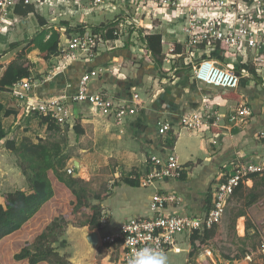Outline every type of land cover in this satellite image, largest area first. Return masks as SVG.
Segmentation results:
<instances>
[{
    "label": "crops",
    "instance_id": "1",
    "mask_svg": "<svg viewBox=\"0 0 264 264\" xmlns=\"http://www.w3.org/2000/svg\"><path fill=\"white\" fill-rule=\"evenodd\" d=\"M130 7L129 9L124 7L123 11L127 10L134 14V10ZM146 7H149L151 11L146 10ZM13 8L14 4L8 5L0 12V24L7 26L8 30H0V76L6 67L15 61L16 51L19 52L24 42L40 29L36 21L31 23V20L35 19L32 16L26 24H23L20 21L21 18L14 14ZM178 9L160 8L149 2L138 5V11L135 14L137 17L145 13L149 14L148 17H144V20H148L150 25L156 27L158 21L156 22L155 19L174 20L173 18L179 15ZM202 12L206 14L204 21L213 16L211 9L202 8ZM36 14H43L50 19L47 11ZM218 14L219 11L216 10L214 16ZM14 21H20V24H15ZM179 21L182 23H174L170 27V34H173V37L170 34L169 36L177 41L176 45L181 46V51L179 53H175L174 50L170 52L167 50L168 46L162 44L165 54L162 68L170 69L164 75L158 73V69L153 66L154 63L148 59V55H145L141 41V48L136 47L135 49L127 39L123 40L124 43L122 39L116 42L122 43V46L116 47L119 49L100 51L94 58L65 62L60 53L69 33L72 32H68L67 27L74 30L77 26L95 27V24L82 23L74 27L61 24L60 30L54 26L60 34L59 51L57 55L51 57L49 62L39 57L38 49H33L27 55L29 59L31 55L33 56V59L29 61L35 64L34 70L39 69L38 73H42L44 69L47 70V75L40 77L43 80L42 83H39L33 91L37 96H55L65 90L72 93L76 90L83 73L98 68L107 69L104 74H100L90 82L89 90H104L110 97L122 102H128L134 93L139 95L140 110L122 125L117 124L111 118L92 113L86 104H71L69 108L73 114V121L60 127V129L66 128L73 133L74 125H79L82 133L75 134L76 137L80 139L87 137L89 144L91 140L92 147L101 156L98 160L101 163L93 161L95 164L90 166L91 170L102 167L109 174L108 190L105 195H102L103 199L100 201L101 230L105 236L114 234L126 219L146 216L149 213L150 197L159 190H172L181 198L178 205L167 206L164 213L200 216L210 208L215 185L222 180L223 174L228 172L236 161L247 159L254 162L264 159V72L257 71L256 66L248 60L247 64L254 67L257 78L261 80L257 86L254 85L253 77L247 70L241 74V78L246 79V86L243 88L237 86L233 90H222L196 81L192 68L202 59V51L199 52L197 48L190 49L186 46V35L183 32L184 22L183 19ZM24 26L27 27L28 32L21 34ZM160 33L151 34H159L161 37ZM12 43L20 45L12 49L10 48ZM203 51L206 53L209 49L204 48ZM221 54L222 57L225 56L228 63H231L230 54L226 51ZM214 60L224 64L217 59ZM122 61L133 63L134 66L122 67ZM243 63L237 59L232 64ZM177 70H180V73L174 74ZM31 74L33 73L30 69V76ZM229 92L236 96L227 95ZM3 94L7 95V99H11L8 105L5 103L7 99L3 100L5 97ZM0 102L4 109L14 110V113L7 117L0 113V122L7 132L5 121L11 122L13 119L18 121L19 113L15 107H19L21 115L22 113L25 115V112L21 103L11 97L9 90L0 92ZM205 103L209 104L208 109L211 113L217 114L216 125L197 130H188L180 126L179 120L182 115L200 108ZM239 107H245L248 110V114L243 117V122L229 121V116L234 114ZM32 114L36 113L31 112L30 115ZM164 122L170 124V131L175 136V142L171 148L162 146L166 133L161 134L158 130L160 124ZM42 126L46 129L45 125ZM211 127L216 129L212 130ZM170 154L176 155L184 176L180 179L164 178L156 180L153 185L141 186L139 180L153 168L149 157L156 155L165 160ZM84 156L82 159L72 158L68 162L67 169L73 168L74 170L72 176L76 175L78 170L82 172L86 168L84 160L86 156ZM232 159H234L233 162ZM75 164L78 166L77 169ZM124 178L137 180L138 184L129 185L123 181ZM208 198H210L209 208L206 209ZM182 237L179 241L182 246L177 245L178 252H165L168 264H192L196 254H198L196 262L207 261L208 257L216 264L212 251L207 254L203 249L190 256L189 240L185 241V236ZM107 244L105 243L108 252L102 256L101 263L121 264L119 245ZM68 260L73 264L88 263L84 262L80 254Z\"/></svg>",
    "mask_w": 264,
    "mask_h": 264
},
{
    "label": "built area",
    "instance_id": "2",
    "mask_svg": "<svg viewBox=\"0 0 264 264\" xmlns=\"http://www.w3.org/2000/svg\"><path fill=\"white\" fill-rule=\"evenodd\" d=\"M18 0H0V12L8 5L17 3ZM86 1L87 12H93L94 9L105 8L108 1H115L110 5L115 9L121 3L130 7L135 13L138 11V4L153 3L160 8H179L181 3L187 4L186 14L182 16L188 23L183 32L186 35L185 44L190 49H214L216 42H222L226 45V53L230 54L231 63L240 60L247 64L250 60L259 72H264V0H25L32 4L34 12L39 13L42 6L46 3L50 5L52 13H55L51 4L59 5L63 12H72V4ZM121 1V2H118ZM130 1V2H125ZM57 5L55 7H57ZM137 5V6H135ZM41 7V9H40ZM81 8V7H80ZM202 8L216 9L219 11L217 16L204 21L206 14ZM38 9H40L38 11ZM86 12V13H87ZM129 11L122 10L109 23H113L114 40L103 39L100 34L104 29H100V34L93 32L89 26H84V31L79 30L69 33L65 46L61 49V57L65 62L81 58H94L98 52L105 50V45L111 42L116 43L124 36H132L131 41L141 35L161 32V43L168 46V51H173L177 43L170 38V27L174 22L165 19H157L156 27L145 25L141 22L142 16L148 17L145 13L141 17ZM2 19V17H1ZM181 20V19H180ZM153 21V19L151 20ZM20 22V21H19ZM14 21V23H19ZM20 24V23H19ZM129 28L128 32L123 30ZM7 30V26L0 24V30ZM125 32V33H124ZM173 37V34H170ZM130 41V40H129ZM204 44L205 47H200ZM112 49L111 47L108 50ZM204 52V51H202ZM107 68L92 69L82 74L76 90L72 93L62 91L55 96L40 97L33 93L34 89L42 83L32 76L15 82L10 88L11 97L21 103L25 115L35 112L38 116L47 117L59 127H64L72 123L73 114L70 111V105L86 104L91 112L111 118L117 124H124L126 120L135 115L140 110L139 95L134 93L128 102H122L110 97L104 90H89V84L100 74H104ZM193 77L196 81L222 89L233 90L240 81L241 74L247 72L246 69H240V73L226 64H221L212 57H206L194 64ZM209 104L205 103L200 108L181 116L179 122L181 127L188 130H197L208 126L216 125L218 116L211 113L208 109ZM248 110L245 107H239L234 114L229 116V121L234 123L243 122V117L247 115ZM169 123L164 122L159 126L161 134L170 130ZM149 160L153 166L152 170L141 178L140 185L147 187L153 185L156 180L164 178H177L182 172V166L178 163L175 154H170L165 160L151 155ZM264 172V159L259 161H236L230 170L223 174L222 180L218 182L212 192L210 208L200 216L182 215L173 213H164L167 206L178 205L181 201L179 195L174 191H156L148 204L149 213L146 216H134L124 220L118 230L112 235L100 237L101 244H118L120 247L119 262L128 264L132 254L140 248L151 247L163 253L167 251L178 252L177 243L185 236V241L189 240L190 233L193 230L199 232L209 229L216 224L222 217L227 201L231 197L234 189L242 183L250 180L252 175ZM69 175L74 174L73 168H68ZM184 234V235H183ZM259 245V253L264 255V234H262ZM207 254L211 250L205 249ZM245 260L251 261L250 253H246Z\"/></svg>",
    "mask_w": 264,
    "mask_h": 264
},
{
    "label": "trees",
    "instance_id": "3",
    "mask_svg": "<svg viewBox=\"0 0 264 264\" xmlns=\"http://www.w3.org/2000/svg\"><path fill=\"white\" fill-rule=\"evenodd\" d=\"M13 12L21 18L20 21L23 22V24L27 23L30 16L34 17L40 29L35 32L29 40L24 42V45L17 53V59L22 60V62H11L0 76V92L8 91L15 82L30 76V69L33 66V64L27 59V55L30 51L38 49L39 57L45 62H49L51 57L57 55L59 51L60 34L59 31L54 28V25L50 24L48 17L43 14H36L34 12L33 5L26 3L25 0H18L17 3L14 4ZM61 24L66 27L69 25L67 22H62ZM113 26V23H102L92 30L95 33L100 29H104V33L100 34V36L103 39L114 40L115 36L113 35ZM81 27L82 26H77L74 30L67 27V31H77L80 30ZM139 39L143 43L145 55H148V59L154 63L153 66L158 69V73L164 75L167 71H170V69L167 70L162 68L165 54L163 52L160 35L146 34L145 36H142L141 30H139ZM19 45V43H12L10 44V48L13 49ZM203 46L205 47L204 44L200 45L201 48H203ZM200 50L203 51L202 49ZM226 50L227 48L224 43L216 42L214 44V49H209V52L201 53V58L212 57L217 59L226 64L228 67H232L238 73L240 72V69H246L253 77L254 85L257 86L261 80L260 78H257L254 67L244 63L239 65H235L230 62L228 63L225 56H221V53ZM180 51L181 46L175 45L174 52L179 53ZM172 68L173 66L171 69ZM178 73H180V70H177L174 74ZM238 86L242 88L245 87L246 79L240 78ZM227 95L236 96V94H233L232 92H229ZM0 113H3V115L7 117L13 114L14 110L11 108L4 109L3 104L0 102ZM39 123L46 126L47 132H55L60 129L58 125L47 117L40 116ZM211 129L215 130L216 128L211 127ZM74 132L76 135L82 133L79 125H74ZM165 133L166 136L162 146L171 148L175 142V136L170 130ZM6 135L7 134L0 122V141L5 139ZM62 145L63 144L59 141H51L46 138H39L36 142H32L27 137L23 138L20 143H16L12 139H6L4 142V147L9 152L14 153L19 159L18 166L22 173L30 171L31 176H28L30 185L28 191L15 190L13 192H9L5 195L4 201L0 202V240L9 237L21 229L23 225L31 220L39 212V210L54 197V189L49 178L50 172L56 175L55 178L62 182L64 187L70 191L74 198V200L68 204L66 210L62 212L60 216L54 217V220L49 224V227L36 237L33 251L23 248L20 253L15 255L17 260L26 259L29 264H39L41 262H52V264H72L64 256L59 255L51 246L52 243L57 241V234L55 231L58 230L59 233L62 234L64 228L68 224L75 227L87 226L89 229H97L101 237L105 236L101 230L102 209L100 201L103 199V196L99 194L87 195L88 190L81 186V184H85L83 180L72 177L63 179L58 174L59 169L63 168L65 162L68 160L67 156L63 154ZM233 160L234 159H232V162ZM243 161L248 160L244 159ZM183 176L184 175L181 172L180 176L176 179H180ZM257 176L258 174L252 175L251 179H255ZM123 181L129 185L138 184L137 180H130L128 178H124ZM255 187L256 182L254 181L253 186L248 189L249 199L246 201V207H250L258 199V194L253 191L255 190ZM244 189V185L240 183L234 189L231 196L237 195ZM88 198L96 200L97 203H90ZM210 198L206 200V209L209 208ZM229 200L226 203L222 217L216 224L202 232L193 230L190 233V256H193L195 253H198L203 249H209L212 251L217 250L219 242L222 241L225 232L222 228H220V225L223 226L226 224L224 219H227L228 217L230 222L229 228L234 230L236 219L245 215V212L241 210L232 212ZM83 211H87L88 215L84 220L78 221L77 217ZM238 240L244 242L245 238H238ZM106 245L108 244L106 243ZM246 253L247 250L243 245L242 247L237 248L232 254H225L221 251L220 255L227 261H233L244 258ZM51 256H53V260L50 259Z\"/></svg>",
    "mask_w": 264,
    "mask_h": 264
},
{
    "label": "rangeland",
    "instance_id": "4",
    "mask_svg": "<svg viewBox=\"0 0 264 264\" xmlns=\"http://www.w3.org/2000/svg\"><path fill=\"white\" fill-rule=\"evenodd\" d=\"M114 2L108 1L105 4V8L101 9H94L93 12H87L88 10H85L87 5L86 1L79 2L77 4H72V8L74 9L72 12H63V7L61 8V3L55 7L51 4L52 8L54 7L55 13H52L50 11L49 7L50 5L42 6V11H47V16L50 17V24H53L57 29L60 30V27L62 26V22H67L69 26H77L79 24H95V27H89L92 29H95L97 25L102 23H107L108 21L112 20L117 14L122 13V10H124V7L129 9L127 6L131 3H126L124 5L121 3L119 6L115 9H112L110 5H114ZM121 2V1H118ZM130 2V1H125ZM196 0H192V3H195ZM139 5V4H138ZM187 4L181 3L179 5L178 13L179 15L174 20H170V22L176 23H182V21H179L182 19L183 13L186 14V7ZM49 6V7H48ZM137 6V5H135ZM44 7V8H43ZM81 7V8H80ZM111 8V9H110ZM120 8V9H118ZM38 9V11L40 10ZM146 10L151 11L149 7H146ZM213 12V16L216 15V9H211ZM51 12V13H50ZM87 12V13H86ZM212 16V17H213ZM34 18V17H32ZM178 18H180L178 20ZM161 19V18H160ZM157 22V19H155ZM35 23V19L31 20V23ZM141 22L145 25H150L148 23V20H144V15L142 16ZM154 22V23H156ZM184 27L187 25L188 21L183 20ZM26 26V25H25ZM22 29L21 34L23 32H28L27 27ZM85 28L81 27L79 31L83 32ZM123 30L125 32H128L129 28L124 27ZM141 31L146 32L147 30L141 29ZM124 32V33H125ZM156 32V31H151ZM97 34H100L99 30L97 31ZM103 34V33H102ZM133 37L130 36H124L122 37V43H124L123 40H130L129 42L134 45V48L136 47L138 49L141 48L142 44L140 43L139 37L135 38V42L133 43L131 41ZM122 43H109L105 45V51L108 50L109 47L113 48L111 50H114L116 47L122 46ZM21 49V47H20ZM119 49V48H116ZM17 52L14 55L15 61L22 62V60H18L16 55ZM33 59V56L30 57ZM28 60H31L27 57ZM32 62V61H30ZM123 66L127 67H133V63L122 61ZM34 64V63H33ZM113 64V63H112ZM110 64V65H112ZM35 64L31 67V71L33 74L31 76L33 78H36L38 80H41V75L46 76L47 70L44 69L41 71L42 73H38L37 70H34ZM142 94V92H141ZM5 95V94H3ZM142 96V95H141ZM10 98V97H9ZM7 99V95L3 97V100L5 101ZM11 99H7L5 101L6 105L9 104ZM17 112L19 113L18 121L16 119H13L10 121H5V126L7 128V135L5 139L0 141V202L4 201V197L9 192H13L15 190H23L28 191L29 190V181L28 176H31L30 171H26L25 173H22L20 170L18 164L19 159L14 153L9 152L4 147V142L6 139H12L16 143H20L23 138H29L32 142H36L39 138H46L47 140L51 141H59L63 145V154L67 156L68 160L65 162V165L63 168L59 169L58 174L63 179H67L68 177L72 178H79L85 182V184H81L86 190H88L87 195L90 194H99V195H105L106 191L108 190V172L106 169L100 167V168H94L91 170L92 165H94L96 162L99 164L101 161H98L101 159L100 154L97 152L96 149L92 147V141L90 140V144L87 140V137L85 139H80L76 137L75 133L69 132L66 130V128L59 129L55 132H47L46 129L39 123V117L37 114H28V115H22L19 112V107H15ZM16 122V123H15ZM18 122V123H17ZM81 149V150H80ZM83 155H85V162H86V168L83 169L82 172H77L76 175L72 176L67 173V165L68 162H70V159L72 158H83ZM95 161V163H93ZM111 165V162H110ZM56 175L53 173H49V178L51 180L53 189H54V197L46 203L39 212L31 219L29 220L25 225L21 227L17 232L10 235L9 237H6L4 239L0 240V264H29L28 261L25 260H17L15 258V255L20 253L23 248H27L31 251L34 249V241L36 237L41 234L43 231H45L49 224L54 220V217L60 216L62 212L66 210V207L68 204L74 200L72 194L70 191L64 187L62 182L58 181L55 178ZM76 176V177H75ZM254 181L256 182L255 187V193L258 194V199L254 204H252L250 207H246V201L249 199L248 197V189H250L253 186ZM245 189L242 190V192L238 193L235 196H231L229 203L231 205V211H244L245 215L238 217L235 221V227L234 230L229 228V219L225 218L224 221L226 224L223 226L220 225V228H222L225 232L222 238V241L219 242V246L217 250H211L212 253L215 255V261L216 264H264V255L259 253V245L261 240V235L264 234V172L258 175L255 179H250L246 181L244 184ZM89 202L92 204L97 203L96 200H93L91 198H88ZM55 209V210H54ZM88 215L87 211H83L78 215V221L84 220ZM87 227V226H85ZM227 227V228H226ZM82 227H75L71 224H68L64 230L63 233L60 234L58 230H56L57 234V241L52 243V247L54 250L61 256H64L66 259L73 258L76 256V254H80L81 248L79 245L71 239V234L69 233V230L71 229H77ZM88 228V227H87ZM227 231V233H226ZM69 233V234H68ZM184 235V234H183ZM69 238V239H68ZM238 238H245L244 242L239 241ZM177 245L182 246L181 243H177ZM244 245L245 249L248 253H250L251 261L247 262L245 258L233 260V261H227L224 258L221 257L220 252L223 251L225 254H232L237 248L242 247ZM105 244L98 245L93 260L91 262H88L86 264H102L101 259L102 256H104V253L108 252V248ZM203 251V250H202ZM198 257V254H196L193 257L192 264H214L210 258H206L207 261L204 262H196V259ZM214 257V256H213ZM51 260H53V256L50 257ZM113 259V256H112ZM39 264H52V262H41ZM73 264V263H72Z\"/></svg>",
    "mask_w": 264,
    "mask_h": 264
},
{
    "label": "water",
    "instance_id": "5",
    "mask_svg": "<svg viewBox=\"0 0 264 264\" xmlns=\"http://www.w3.org/2000/svg\"><path fill=\"white\" fill-rule=\"evenodd\" d=\"M75 167L76 169L78 168L76 164ZM70 234L71 239L81 248L80 255L84 262H91L98 245L101 244L99 231L97 229L82 227L74 230L72 229Z\"/></svg>",
    "mask_w": 264,
    "mask_h": 264
},
{
    "label": "clouds",
    "instance_id": "6",
    "mask_svg": "<svg viewBox=\"0 0 264 264\" xmlns=\"http://www.w3.org/2000/svg\"><path fill=\"white\" fill-rule=\"evenodd\" d=\"M128 264H168L165 253L151 247L137 249L128 260Z\"/></svg>",
    "mask_w": 264,
    "mask_h": 264
}]
</instances>
